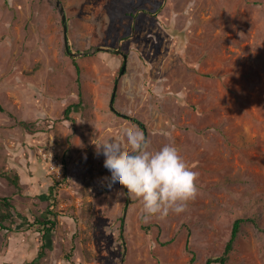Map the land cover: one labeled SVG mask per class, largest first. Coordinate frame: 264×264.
<instances>
[{"label":"rangeland","instance_id":"rangeland-1","mask_svg":"<svg viewBox=\"0 0 264 264\" xmlns=\"http://www.w3.org/2000/svg\"><path fill=\"white\" fill-rule=\"evenodd\" d=\"M60 1L82 56L56 0H0V264H207L240 218L258 224L226 264H264V0ZM134 127L199 172L185 211L144 221L104 191L95 144ZM53 148L61 176L37 154Z\"/></svg>","mask_w":264,"mask_h":264},{"label":"clouds","instance_id":"clouds-1","mask_svg":"<svg viewBox=\"0 0 264 264\" xmlns=\"http://www.w3.org/2000/svg\"><path fill=\"white\" fill-rule=\"evenodd\" d=\"M116 139L120 143L95 144L108 176L101 182L106 185L104 191H127L131 198L140 201L144 221L185 211L187 202L198 193L199 172L188 165L178 147L164 144L152 150L145 133L135 127Z\"/></svg>","mask_w":264,"mask_h":264},{"label":"trees","instance_id":"trees-1","mask_svg":"<svg viewBox=\"0 0 264 264\" xmlns=\"http://www.w3.org/2000/svg\"><path fill=\"white\" fill-rule=\"evenodd\" d=\"M76 66H77V69L79 71L80 68H79L78 64H76ZM141 128L143 129V126H141ZM66 172H67V168H65V173ZM65 173L63 174V177L60 180H57L55 182L56 184L57 183L61 184L65 181V178L67 175V173L66 174ZM1 174H3V173H0V175ZM55 183L49 188V194L46 197V199H48L51 202V205H49V207L46 210L48 218L45 220L39 219L40 221H37V224L39 227L36 229V231L41 233L42 235H44V238L46 235H50V233L53 231V229L57 225V220L54 219V218H57V211L55 210V207L57 205L56 196L58 193L57 186ZM8 206H12L11 199L8 197L0 198V225H2L3 220L5 219V217L7 215L5 213L6 212L5 210H6V207H8ZM248 221L249 222L252 221L255 225L258 224L255 220H252V219H244V218L237 219L234 222L231 237H230V239H229V241L225 247L224 254H222V256H219V257L210 258L208 260L207 264H217L218 262L221 264L227 263V261L229 260V255L234 249L235 241H236L239 233L241 232V227L245 222H248Z\"/></svg>","mask_w":264,"mask_h":264},{"label":"water","instance_id":"water-1","mask_svg":"<svg viewBox=\"0 0 264 264\" xmlns=\"http://www.w3.org/2000/svg\"><path fill=\"white\" fill-rule=\"evenodd\" d=\"M56 5L58 6V8L60 10L61 17H62L63 28H64V40H65V47H66L67 52L70 55L75 56V57L82 56L83 53H74V52L70 51L69 39H68V29H69V27H68V21H67V14H66L65 8L62 5V2L60 0H56ZM95 50H97V51H105V52H114L116 54H121L123 56V58H124V61H125L124 65L122 67L121 74L124 73V71L126 69V63H127V55L124 52H122L120 49H110L108 47H98ZM114 96H115V92L113 94V99H114ZM111 107L114 108V101L113 100L111 101Z\"/></svg>","mask_w":264,"mask_h":264},{"label":"built area","instance_id":"built-area-1","mask_svg":"<svg viewBox=\"0 0 264 264\" xmlns=\"http://www.w3.org/2000/svg\"><path fill=\"white\" fill-rule=\"evenodd\" d=\"M38 154L42 157L44 163L52 170V175L60 176L63 172V163L58 160L55 155V148L53 149H39Z\"/></svg>","mask_w":264,"mask_h":264}]
</instances>
